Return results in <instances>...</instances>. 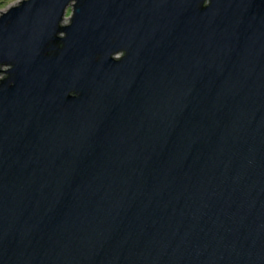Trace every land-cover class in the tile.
Wrapping results in <instances>:
<instances>
[{
    "label": "water",
    "instance_id": "1",
    "mask_svg": "<svg viewBox=\"0 0 264 264\" xmlns=\"http://www.w3.org/2000/svg\"><path fill=\"white\" fill-rule=\"evenodd\" d=\"M0 73V264H264V0H21Z\"/></svg>",
    "mask_w": 264,
    "mask_h": 264
},
{
    "label": "rangeland",
    "instance_id": "2",
    "mask_svg": "<svg viewBox=\"0 0 264 264\" xmlns=\"http://www.w3.org/2000/svg\"><path fill=\"white\" fill-rule=\"evenodd\" d=\"M19 1L21 0H0V14L2 11H5L6 9H8L10 6L17 4ZM71 13V5L68 6L67 8V12H66V16H69ZM65 22H68V19L66 18ZM6 67H3V69H5ZM4 74L0 73V78L3 77Z\"/></svg>",
    "mask_w": 264,
    "mask_h": 264
}]
</instances>
